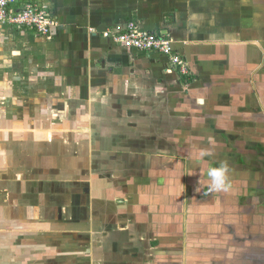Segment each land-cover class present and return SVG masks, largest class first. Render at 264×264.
Returning <instances> with one entry per match:
<instances>
[{"label":"crops","instance_id":"0c3cea01","mask_svg":"<svg viewBox=\"0 0 264 264\" xmlns=\"http://www.w3.org/2000/svg\"><path fill=\"white\" fill-rule=\"evenodd\" d=\"M46 1L0 24V264H264V0ZM130 19L188 74L102 38Z\"/></svg>","mask_w":264,"mask_h":264},{"label":"built area","instance_id":"2783aa9c","mask_svg":"<svg viewBox=\"0 0 264 264\" xmlns=\"http://www.w3.org/2000/svg\"><path fill=\"white\" fill-rule=\"evenodd\" d=\"M0 24L49 37L57 23L46 0H0ZM110 43L145 54L166 57L169 69L186 76L188 67L172 43L162 35L141 29L137 20L130 19L101 33Z\"/></svg>","mask_w":264,"mask_h":264},{"label":"clouds","instance_id":"9594fccd","mask_svg":"<svg viewBox=\"0 0 264 264\" xmlns=\"http://www.w3.org/2000/svg\"><path fill=\"white\" fill-rule=\"evenodd\" d=\"M227 166H221L218 168L209 167L208 169V177L210 179V189L211 192H220V191H228V183H227Z\"/></svg>","mask_w":264,"mask_h":264},{"label":"rangeland","instance_id":"374dc122","mask_svg":"<svg viewBox=\"0 0 264 264\" xmlns=\"http://www.w3.org/2000/svg\"><path fill=\"white\" fill-rule=\"evenodd\" d=\"M4 61L2 60V70L3 69H5L3 66H4ZM1 69V68H0ZM4 71V70H3ZM0 73H2V72H0ZM3 84V85H2ZM8 86H7V83L6 82H3L2 81V83H1V86H0V89H4V88H7ZM5 101H6V99H5V97L4 98H2L1 99V102H0V105H5Z\"/></svg>","mask_w":264,"mask_h":264}]
</instances>
